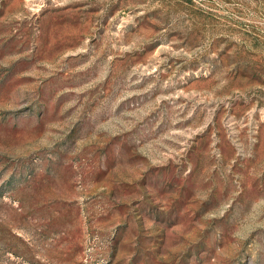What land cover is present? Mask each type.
I'll return each mask as SVG.
<instances>
[{
	"label": "rangeland",
	"instance_id": "obj_1",
	"mask_svg": "<svg viewBox=\"0 0 264 264\" xmlns=\"http://www.w3.org/2000/svg\"><path fill=\"white\" fill-rule=\"evenodd\" d=\"M0 264H264V0H0Z\"/></svg>",
	"mask_w": 264,
	"mask_h": 264
}]
</instances>
